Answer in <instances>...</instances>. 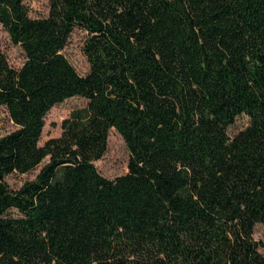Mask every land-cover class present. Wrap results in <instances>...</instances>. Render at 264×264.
I'll use <instances>...</instances> for the list:
<instances>
[{
	"label": "trees",
	"instance_id": "16d2710c",
	"mask_svg": "<svg viewBox=\"0 0 264 264\" xmlns=\"http://www.w3.org/2000/svg\"><path fill=\"white\" fill-rule=\"evenodd\" d=\"M0 0V264H264V0ZM86 33L88 72L62 53ZM87 101L39 145L47 112ZM245 128L227 132L240 116ZM115 129L127 172L94 162ZM11 189L4 178L29 173Z\"/></svg>",
	"mask_w": 264,
	"mask_h": 264
},
{
	"label": "rangeland",
	"instance_id": "374dc122",
	"mask_svg": "<svg viewBox=\"0 0 264 264\" xmlns=\"http://www.w3.org/2000/svg\"><path fill=\"white\" fill-rule=\"evenodd\" d=\"M23 4L28 10V15L32 19L45 18L48 15V0H23ZM86 33L75 29L71 33L68 43L62 53L75 68V70L85 75L88 72V63L83 53V44ZM0 52L4 54L10 67L19 69L24 62V53L22 49L11 43L8 33L0 25ZM87 101L81 97H73L64 102L53 106L44 118V127L39 141V145H43L50 138L59 137L61 133V123L67 119L71 112L84 108ZM248 124V118L244 115L238 117L234 124L227 130L230 136L242 130ZM15 126L10 121L4 108L0 109V137L12 132ZM128 150L122 137L115 129H111L107 138V147L104 155L98 161L94 162L98 173L107 178L124 175L127 172ZM39 165L29 173L19 174L12 173L4 178L6 184L11 189H18L25 182L34 179L38 173ZM253 238L259 243V251L264 253V224H257L254 227Z\"/></svg>",
	"mask_w": 264,
	"mask_h": 264
}]
</instances>
